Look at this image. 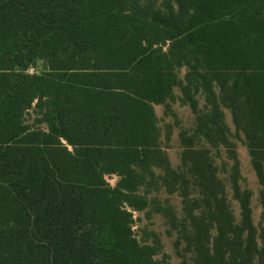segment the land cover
<instances>
[{
	"label": "trees",
	"instance_id": "trees-1",
	"mask_svg": "<svg viewBox=\"0 0 264 264\" xmlns=\"http://www.w3.org/2000/svg\"><path fill=\"white\" fill-rule=\"evenodd\" d=\"M177 87L173 167L154 104ZM232 135L264 184V0H0V264H161L133 228L150 205L179 264H264Z\"/></svg>",
	"mask_w": 264,
	"mask_h": 264
},
{
	"label": "rangeland",
	"instance_id": "rangeland-1",
	"mask_svg": "<svg viewBox=\"0 0 264 264\" xmlns=\"http://www.w3.org/2000/svg\"><path fill=\"white\" fill-rule=\"evenodd\" d=\"M47 70V63L44 59L38 58L33 61L25 70L30 74H39ZM186 73V69L182 68L179 70L180 77H184ZM177 93H180V90H176ZM171 110L169 113L166 112V106H158V112L160 116V122L162 127H166L167 124H173V134L168 145V152L170 154L171 160L176 164L179 162L180 164V146L177 140L178 138V128L177 124L182 123L184 126L191 125L193 120V114L189 106H182L178 103H172ZM227 122L231 128V133H235V125L232 121V115L228 109H225ZM33 117V113H32ZM31 120V118H29ZM232 139L237 144V151L240 158V171L242 178L240 183L243 187H248L253 191L252 195V210H253V219L254 222L258 225L261 219V213L263 209V200H264V184L259 182L258 176L253 169L251 163V155L244 145V143L237 137L232 135ZM222 157H224L225 152L222 151ZM215 162L216 164H220L222 169L224 168L223 159L219 157L217 153H215ZM229 161V160H228ZM231 163V161H230ZM178 164V165H179ZM177 165V166H178ZM222 177H226V175L221 172ZM118 176L116 174H112L107 176V180L115 185ZM228 183V182H227ZM231 197V195H229ZM159 198L161 201L165 202L166 200H171V203L175 205L180 210L181 208V197L179 195L170 196L166 192L159 193ZM158 199V197H157ZM159 200V199H158ZM232 207L235 211L237 217L240 216V207L236 200L232 199ZM160 202V201H159ZM138 216V213L137 215ZM135 233L139 237H143L148 239L147 242H155V237L153 233H155L159 237V242L161 246V252L157 255L156 258L160 261L161 264H179L182 257L178 254L175 244L177 240V232L171 223H166V219L159 213H151L150 216L146 213L141 214L140 219L137 218L134 224ZM155 235V236H156ZM180 251H183V247H181ZM189 254V253H187ZM186 254V255H187ZM189 264H191L189 260Z\"/></svg>",
	"mask_w": 264,
	"mask_h": 264
},
{
	"label": "crops",
	"instance_id": "crops-1",
	"mask_svg": "<svg viewBox=\"0 0 264 264\" xmlns=\"http://www.w3.org/2000/svg\"><path fill=\"white\" fill-rule=\"evenodd\" d=\"M177 89H179V88L178 87L175 88V90H174V94H175L174 95V99L168 103V106L163 104V103L154 104L155 114H156V117L158 118V124L157 125H158V127L160 129L161 141L164 144V146L162 148L168 153V156H169V159H170V163H171V165L173 167H178L181 164V151H182L183 147L181 145V140H180V131L183 130V129L192 128L194 126V123H195V114H194L191 106L188 103L181 102L182 94H181V91H180V93H177V91H176ZM172 103H178L179 105H182V106H189L191 111H192V114H193V120H192L191 125H189V127L182 125V123L177 124V128H178V138H177V140H178L179 146H180V164H179V162H177L175 164L174 161L171 160L170 154H169V152L167 150L168 149L167 147H168V145L170 143L168 141L171 139V136L173 134V124H167L166 127H162L161 126V122H160L159 112H158V106H166V112L167 113H169L170 111L172 112V110H171ZM203 104H204V100H203V98H201L200 99V105H203ZM175 194H171L170 196L175 195ZM169 201L171 203V200H169ZM174 207H175L176 210L179 208V207L177 208L175 205H174ZM181 209H182V203H181L180 210ZM180 210H177V211H180ZM153 212L161 214L166 219V223H167V218L162 213L154 211V209H153V207L151 205L146 210L135 212V219L136 220H137V218L140 219L141 214H144V213H146V214H148L150 216V214L153 213ZM137 213H138V216H136Z\"/></svg>",
	"mask_w": 264,
	"mask_h": 264
}]
</instances>
